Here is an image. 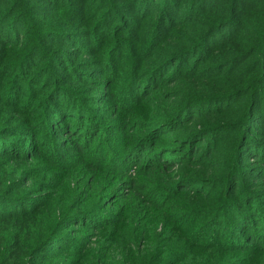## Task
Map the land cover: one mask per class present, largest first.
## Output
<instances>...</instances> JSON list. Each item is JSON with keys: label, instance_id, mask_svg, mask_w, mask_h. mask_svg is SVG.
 I'll return each instance as SVG.
<instances>
[{"label": "rangeland", "instance_id": "rangeland-1", "mask_svg": "<svg viewBox=\"0 0 264 264\" xmlns=\"http://www.w3.org/2000/svg\"><path fill=\"white\" fill-rule=\"evenodd\" d=\"M233 1L205 0L198 3L194 0H161L158 16L150 18L140 14L136 31L132 33L134 43L129 39V45L125 46L120 44V37L127 31L124 16L134 10V5H122L124 12L121 13L120 9L105 7L113 0H84L85 5H94L90 10L87 7L83 9L86 19L108 17L115 11L122 21V24L112 25L113 42L108 48L107 59L111 62L113 57L116 58V70L115 78L104 82L109 89L105 95L115 96L113 89L117 88L129 87L131 90L130 85L134 81L129 80L125 84L122 78L125 70L129 76H134L136 72L147 74L154 90L158 87L156 79L175 65L168 79L178 82V98L173 111L165 107L161 112L153 109L151 103L141 104L135 112L138 122L154 126L149 128L146 137L137 142L140 144L135 146L134 162H130L117 176L105 174L102 177L105 183L98 185L86 212L80 205L91 195L95 172L88 175L85 181L89 192L83 200L79 199V194H72L70 182L60 195H50L37 202L30 199L31 190L22 191V186L29 179L27 173L12 181L5 188L4 197H0V203L7 201V210H0V243L7 238L9 256L23 254L25 249L34 245L28 252L31 256L40 246L35 241L43 237L41 243L47 244L53 256H63L67 264H174L176 257L173 249L184 236L181 229H194L191 232H195L219 203L218 186L206 192L202 191L203 184L200 188H193L202 179L193 161L198 136L191 114L194 103L220 100L222 106L228 109L239 105L234 113L236 115L247 107H250L249 115L253 110L264 109V0H238L240 3L235 5L238 8L236 12L232 9ZM59 4L60 0H0V17L4 16L0 21V89L7 86L10 94L18 96V103L12 102L16 106L24 100L27 108L31 109L29 115L43 114L40 125H30L38 131L31 132L30 147L23 156L25 163L45 142H50L54 151L63 148L68 152L72 147L78 148L77 141L83 134L80 129L85 113L78 115L75 105L72 111L61 110L59 96L53 94L57 90L47 91L50 85L44 74L45 67L50 75L56 73L53 83L65 79L52 67L51 58L46 66L43 60L47 42L52 36L45 30L44 22L59 11ZM217 5L227 6L229 20L222 24L235 19L238 26L228 30L215 53L206 52L205 39L201 41L203 33L210 25L223 21L225 9ZM163 14V22L158 25L159 16ZM30 24L41 30V40L35 47L30 45L35 39ZM14 26H19V29L26 27L30 32L25 33L23 29L13 37L11 28ZM15 42L26 44L25 53L30 50L26 58L23 57L25 48L14 47ZM141 45L143 53L139 51ZM36 47L41 50L34 53ZM117 48L118 51L114 52ZM181 52L187 54L175 57ZM23 59L24 63H21ZM80 60V49L69 46L64 58L57 61V68L67 74V68L75 63L72 73L77 80L83 79L85 74L89 78L99 75L100 69L88 68L95 62L84 60L77 63ZM201 68L203 70L198 75L203 77V81L197 85L192 73ZM33 72L35 75H32ZM90 82L94 83V80ZM25 88L27 97L22 95ZM144 88L149 89V84L145 83ZM143 95H148V92ZM164 96L167 97L168 93ZM87 99L81 96L80 103H85ZM49 104L55 108L50 110ZM13 110L10 107V116ZM53 110L55 118L49 119ZM25 120L28 118L25 117ZM44 128L47 130L43 131ZM2 154L10 161L20 155L14 145L4 148ZM142 159L144 163L141 164ZM76 183L79 185V181ZM17 189L22 195H11ZM56 190L59 191V185ZM180 190L188 191L182 193ZM25 197L30 200L26 208L9 212V204ZM133 200L136 202L132 203ZM113 208L116 211L113 212ZM75 236L79 239L74 240Z\"/></svg>", "mask_w": 264, "mask_h": 264}, {"label": "clouds", "instance_id": "clouds-1", "mask_svg": "<svg viewBox=\"0 0 264 264\" xmlns=\"http://www.w3.org/2000/svg\"><path fill=\"white\" fill-rule=\"evenodd\" d=\"M122 5H134V10L124 16L127 31L122 29L124 34L120 37V44L128 46L129 39L134 43L132 33L136 31L140 14L154 18L159 15L162 5L161 0H113V3L105 7L120 9L123 13ZM4 7L6 9L7 5ZM85 7L90 10L94 5H85L84 0H60L59 11L44 22L45 30L52 33L44 52V65L51 58L52 67L57 69L60 76H65L63 81L53 83L56 73L50 75L45 67L44 74L50 85L47 91L53 88L57 90L53 94H58L61 110L72 111L75 105V108L85 113V121L80 129L83 134L77 141L78 148L72 147L68 152L63 148L54 151L50 142H45L25 163L23 156L30 147L28 141L31 132L38 131V128H30V125H40L43 114L29 115L31 109L21 100L19 110H13L10 116L11 94L7 86L0 89V197H4V190L12 181L18 180L22 173H27L29 179L22 186V191L26 193L31 190L30 199L33 201L39 202L47 196L60 195L69 182L72 194H79V199L83 200L89 192L85 181L88 175L95 172L91 195L80 205L86 212L98 185L105 183L102 177L105 174L117 176L130 162H134L137 142L146 137L149 128L154 126L138 122L135 112L141 104L151 103L153 109L161 112L165 107L169 111L174 110L178 98V82L168 77L172 75L175 65L156 79L158 87L154 90L147 74L136 72L134 76H129L125 70L122 73L125 84L129 80L134 81L130 85L131 90L129 87L117 88L113 89L115 96L105 95L109 89L104 82L110 77L114 79L116 70V58L113 57L111 62L107 59L108 48L113 42L112 24H122V21L115 11L108 17L86 19L83 11ZM217 7L225 9L223 20L228 21L227 6ZM237 26L235 19L222 24L219 30L213 24V30L207 33L204 40L205 51L215 53L228 30ZM69 46L80 49L81 60L77 63L84 60L95 62L88 68L100 69L99 75L89 78L85 74L83 79L77 80L72 73L75 63L67 68V74L59 72L57 61L64 58ZM113 51H118V48ZM139 51L144 52L143 45ZM64 63L67 61L64 60ZM202 70L195 69L192 73L197 85L203 81V77L198 75ZM90 80H94V83ZM145 83L149 84V89L144 88ZM145 92L148 95H143ZM164 93H168V96L165 97ZM22 95L27 97V88ZM81 96L88 98L85 103H80ZM97 100L99 103H96ZM65 105L68 107L65 108ZM239 108V105L225 108L222 101L217 100L197 101L191 109L194 130L198 133L194 167L202 174L201 181L193 185V188H200L203 184L202 191L206 192L218 186L219 207L208 214L199 233L194 236L185 233L180 239L179 245L173 249L176 257L174 264H264V109L253 110L251 115L243 111L239 115L234 114ZM53 118L55 110L49 117ZM29 128L26 132L25 129ZM46 130L44 128L43 131ZM13 145L20 155L10 161L2 152L4 148ZM10 172L14 174L9 175ZM76 181H79V185ZM57 185L59 191L56 190ZM11 195L19 197L22 192L17 189ZM5 205L6 200L0 203V210H7ZM73 239L78 240L79 236ZM42 240L43 237L35 241L40 246L31 256L28 252L34 245L25 249L23 254L9 256V241L5 238L0 243V264H61V261L67 264L63 256H53L47 244L41 243Z\"/></svg>", "mask_w": 264, "mask_h": 264}, {"label": "trees", "instance_id": "trees-1", "mask_svg": "<svg viewBox=\"0 0 264 264\" xmlns=\"http://www.w3.org/2000/svg\"><path fill=\"white\" fill-rule=\"evenodd\" d=\"M194 1H197L198 3H203L205 0H194ZM243 1V0H242ZM244 1H248V0H244ZM238 3H240V1L238 2V0H234L233 1V3H232V9H233V11H235L236 12V10H238V8H235V5H238ZM162 12H164V10H162ZM231 15H234L233 13L231 14ZM3 17L4 16H2V17H0V21H2L3 20ZM7 17H9V16H7ZM163 17H164V14L163 15H160L159 16V19H158V22H159V24L158 25H160V23H162L163 22ZM11 21V20H10ZM223 22H225V20H223V21H220V22H218V23H216L215 24V28L216 29H220V25L223 23ZM219 24V25H218ZM112 25H114V24H112ZM213 25V24H212ZM212 25H210V27H208L207 29H206V31L203 33V35H202V38H201V41H203L205 38H206V36H207V33L209 32V31H212L213 30V28H212ZM114 27V26H113ZM12 30H13V37H14V35L17 33V35L24 29V31H25V33L27 32V31H29L30 32V30H28L26 27H20V29H19V26H14L13 28H11ZM30 29L32 30V32H34V35H35V39L34 40H32L31 41V43H30V45L31 46H33V47H35L37 44H38V42L41 40V38H40V33H41V30L37 27V26H33V25H31L30 24ZM3 33H6V31L5 32H3ZM5 36V35H4ZM6 38H7V36H5ZM19 38V37H18ZM17 41V40H16ZM20 42H15V44H14V47H16V46H22L23 48H25V46H26V44H19ZM7 45H9V43L7 44ZM37 50H41V49H39L38 47H36V50H34V53H36V51ZM19 52H21V51H19ZM25 52H27V47L24 49V51H23V54L25 53ZM29 52H30V50L28 51V53H25L24 55H23V57H27L28 56V54H29ZM253 52V51H252ZM252 52L250 53V55L252 54ZM185 54H187V52H181V53H179V54H177V56H175V57H179V56H181V55H185ZM21 55V56H22ZM173 59H175V58H173ZM263 60H264V57L262 58ZM174 61H170V63H173ZM21 63H24V59L22 60V62ZM20 63V64H21ZM1 76V75H0ZM111 78V77H110ZM10 89V88H9ZM8 89V90H9ZM52 94V93H51ZM261 94V93H260ZM230 96H233V95H230ZM18 96H16V95H14L13 93L11 94V105H10V107L12 108V109H14V110H18V107L19 106H16V105H14V104H12V102H17L18 103V99H16ZM49 108V107H48ZM53 108H55V106L54 105H52V107L51 108H49L50 110H52ZM249 108L250 107H247L246 109H245V111L244 112H247V113H249ZM81 111L79 110V109H77V114L79 115V113H80ZM77 125H79L78 123H77ZM38 125H35V127H37ZM177 129V128H176ZM73 131H75L74 129H72ZM140 144V142L137 144V145H139ZM193 161H194V159H193ZM186 191H188V190H180V192H182V193H184V192H186ZM29 198H19V199H16L13 203H11V204H9V206H10V209H9V212H11V213H13V212H15V211H17V209H20V208H26L27 206H28V202L30 201V200H28ZM217 207H219V203L216 205V207L215 208H217ZM14 215H17V214H14ZM207 218V217H206ZM205 218V219H206ZM203 225V224H202ZM202 225H201V227H202ZM201 227L200 228H196L195 229V232H191V231H193V230H185V229H181V231H182V233H183V235L186 233V234H189V235H196L197 233H199V231H200V229H201Z\"/></svg>", "mask_w": 264, "mask_h": 264}]
</instances>
